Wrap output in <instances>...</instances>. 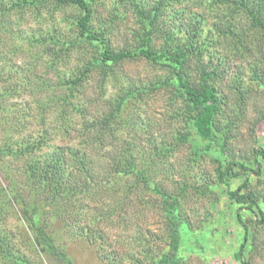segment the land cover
Returning <instances> with one entry per match:
<instances>
[{
	"label": "rangeland",
	"instance_id": "374dc122",
	"mask_svg": "<svg viewBox=\"0 0 264 264\" xmlns=\"http://www.w3.org/2000/svg\"><path fill=\"white\" fill-rule=\"evenodd\" d=\"M26 1L0 0V150L9 147L16 152L25 142H44L22 156L0 154V234L7 239L6 253L33 264H66L59 260L58 252H45L36 245L33 230L24 217L20 200L28 202L31 197L28 172L31 161L49 155L57 147L83 151L87 146L85 140L93 138V134L84 136L85 121L92 117L102 121L123 90L150 87L165 72L145 59L126 61L113 75L96 71L79 93V102L89 106L90 112L86 116L71 112L67 113L68 118H63L60 98L65 94L66 81L88 62L92 48L88 45L77 48L57 59L50 38L75 37L74 22L80 9L53 0L38 5ZM89 1L96 9L94 25L106 29L116 49L139 45L141 22L136 4L150 9L156 2ZM183 10L182 21L186 24L191 22L192 13L208 11L201 0H189L162 13L153 45H161L165 31L174 34L178 31L181 20L177 13ZM222 14L207 18L204 32L212 31L219 43L205 60L210 57L213 60L210 67L219 63L222 71L218 80L224 99L221 123L233 124L226 158L253 163L254 148L264 147V34L257 30L249 32L251 41L245 48L248 51L243 53L244 48L232 42L229 35L215 32L221 26L232 25L236 26V32L242 33L246 30L243 27L249 25L248 19L245 14L243 20ZM176 35L179 39L186 38L184 30ZM174 95L172 89L161 88L132 96L113 120L112 131L106 134L99 131L97 136L105 138L104 142L88 146L94 179L87 172L72 168L74 178L87 181L88 188L78 190L76 198L71 197L72 204H64L66 215L69 213L67 219L79 212V217L86 219L81 221L84 225L92 216V225L102 236L90 241L78 235L72 230L73 224L68 226L74 223L73 219L65 224L63 219L54 218L64 207L49 212L45 206L43 213L56 244L73 257L75 264H159L170 242L168 211L164 198L148 183L174 198L192 231L187 243L193 250L184 251L185 258L179 264H239L234 254L243 241V228L236 219L239 205L228 190L237 188L243 179L218 183L216 164L209 157L195 160L192 146L183 137L187 133L188 113L182 98ZM120 152L125 153L121 163L127 162L124 166L127 173L119 172L122 167L111 170ZM242 191L254 192L264 206V174H250L249 187ZM241 213L250 228L245 259L249 264H264V222L258 221L251 211ZM117 252L122 259H116ZM3 254L0 264H14Z\"/></svg>",
	"mask_w": 264,
	"mask_h": 264
},
{
	"label": "trees",
	"instance_id": "16d2710c",
	"mask_svg": "<svg viewBox=\"0 0 264 264\" xmlns=\"http://www.w3.org/2000/svg\"><path fill=\"white\" fill-rule=\"evenodd\" d=\"M43 1L45 0H27L26 2L38 5ZM53 1L60 5H73L80 9V14L74 22L77 32L75 37L68 39L50 38L54 44L53 53L55 57L57 59L63 58L68 56L70 51L87 45L92 48V55L88 62L81 67L74 77L66 81L65 94L60 98V104L64 108L63 118H68L67 113L71 112H79L83 116L90 112L89 106L79 102V93L88 78L96 71L103 72L105 76L113 75L124 62L145 59L164 70L165 76L158 77L153 81L154 83L150 84V87L123 90L113 100V109L105 114L102 121L95 117L85 121L83 129H85L86 134L84 136L93 134V138L85 140L87 146H85L84 152L81 148L76 147H70L69 151L57 147L49 155L37 157L31 161L28 167L31 197L28 202L23 199L20 201L22 202L24 217L33 230L36 245L45 252H58L59 260H64L66 264H75L73 257L56 244L55 234L49 230L48 221L43 213L45 206H48L49 212H52L53 208L55 210L61 209L64 204H72L71 197L76 198L78 190L83 192V189L88 188L87 181H79L74 178V169L72 168L87 172L88 175H91V179H94L95 174H92L90 166L93 159L90 151H88V146L99 143L100 140L104 142L105 138L98 137L99 131L104 134L112 131L113 120L119 117L132 96L144 95L149 91H157L161 88H170L175 94L174 97L182 98L187 110L188 115L185 119L187 133L183 137L192 146L195 160L209 157L216 164L215 173L218 183L230 184L237 178L243 179L237 188L229 189L228 194L239 205L236 211V219L243 228V241L240 248L236 250L234 257L239 264H249V261L245 259V253L250 228L241 211H251L257 215L258 221L264 222V206L259 202V197L254 192L242 190L249 187L250 174L257 176L264 174V147L254 148L253 163L226 158L228 139L231 136L233 124L230 121L221 123L224 99L218 80L222 71L219 63L210 67L213 64L210 57L205 60V56L210 54V50L219 43V40L214 39L212 31L205 33L204 29L208 16L217 18L223 13L224 17L231 16V19L236 20L239 17L243 20L242 15L245 14L249 25L243 27L246 29L244 32H236V26L232 28V25L229 28L216 25L220 30L217 28L215 32L216 34L218 32L229 35L232 42L235 43L236 41L237 45L240 44V47L244 48L242 51L245 53L248 51L245 48L251 41L249 40V32L253 33L257 30L264 34V0H201V4H206L207 13L204 10L192 13L191 22L188 24L182 21V13L185 12V9L177 13V17L181 20L178 31L184 30L186 38L179 39L176 35L178 31H175V34L171 31H165L159 47L153 44L156 41L154 39L155 34L160 31L159 21L162 13H166L176 6L187 4L189 0H156L150 9L136 4L141 22V33L138 35L140 43L136 47L124 49L114 48L109 41L106 29L94 25L96 9L89 0ZM226 8L228 9L227 13L223 12ZM55 46H58L60 50ZM254 74L257 76L256 72ZM43 142V140L29 141V144L25 142L16 152L6 147L4 150H0V154L9 153L13 156H22L40 148L39 146ZM123 154L125 153L117 154V159L113 161L111 170L114 171L122 167L119 172L127 173L124 170L127 162L121 163ZM118 157H120V161ZM126 160L128 161L129 157H126ZM147 185L164 198L168 211L167 224L170 242L166 251L162 253L159 264H179L185 258L183 252L193 250L192 245L187 243V237L192 232L190 226L182 218L178 204L171 195L155 185L149 183ZM14 198L20 197L14 195ZM66 212L67 209L64 207V210H60L57 217L54 218L63 219V223L73 219L74 223H67L68 226L73 224L72 230L75 229L78 235L86 236L90 241L95 240L97 235L102 236L99 230L92 225V216H89L87 222L82 225L81 221L86 219L83 216H81L82 218L79 217V212H76L69 219H67L69 213L66 215ZM103 240L108 241V239ZM6 246H8L7 239L0 234V254L4 253L3 255L8 256L14 264H33L21 256L6 253ZM105 255L107 256L106 253ZM115 257L122 259L120 252H117Z\"/></svg>",
	"mask_w": 264,
	"mask_h": 264
}]
</instances>
